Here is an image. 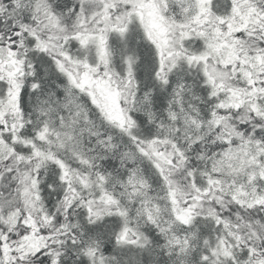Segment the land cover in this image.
Segmentation results:
<instances>
[{
  "label": "snow or ice",
  "instance_id": "6c2138e0",
  "mask_svg": "<svg viewBox=\"0 0 264 264\" xmlns=\"http://www.w3.org/2000/svg\"><path fill=\"white\" fill-rule=\"evenodd\" d=\"M0 264H264V0H0Z\"/></svg>",
  "mask_w": 264,
  "mask_h": 264
}]
</instances>
